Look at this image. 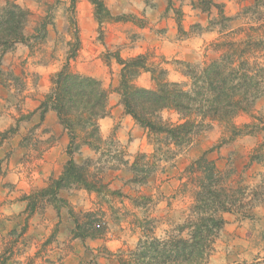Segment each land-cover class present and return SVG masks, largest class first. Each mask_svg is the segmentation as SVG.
Listing matches in <instances>:
<instances>
[{"label":"rangeland","instance_id":"rangeland-1","mask_svg":"<svg viewBox=\"0 0 264 264\" xmlns=\"http://www.w3.org/2000/svg\"><path fill=\"white\" fill-rule=\"evenodd\" d=\"M7 1L30 16L25 43L10 49L0 65V264H118V252L134 248L144 235L161 239L179 235L209 176L201 170L193 174L189 166L208 150L218 171L215 182L234 190L242 207L221 213L225 223L207 264H264V96L251 113L234 118L242 132L235 139L225 125L206 122L188 147L155 146V138L125 118L118 94L121 66L115 59L148 54L155 65H172L171 81L187 82L177 74L184 75L185 66L175 61L202 62L206 46L244 40V29L253 38L264 39V0H206L209 7L201 0H104L115 20H126L102 27L89 0H76L75 16L72 0H0V9ZM224 17L230 21L223 22ZM73 21L81 46L72 69L99 80L109 92L106 118L111 126L102 134L99 121L102 140L95 143L99 149L83 146L75 155L100 191L73 184L59 193L65 204L36 196L25 201L58 179L69 159L67 134L55 112L42 117L41 105L53 91V79L67 61L70 44H75ZM171 44H181V58L165 57ZM253 58L264 64V54ZM144 74L134 83L152 88L151 74ZM117 107L120 111L115 112ZM161 116L178 120L172 111ZM15 201L26 202L30 216L44 213L39 217L47 227L37 238L35 255L23 254V260H16L15 244L19 232L28 227L15 230ZM6 202L14 206L2 211ZM35 202L37 209L31 212ZM47 207L55 214L47 216ZM75 220L81 224L76 234L96 236L75 239Z\"/></svg>","mask_w":264,"mask_h":264},{"label":"trees","instance_id":"trees-1","mask_svg":"<svg viewBox=\"0 0 264 264\" xmlns=\"http://www.w3.org/2000/svg\"><path fill=\"white\" fill-rule=\"evenodd\" d=\"M201 1L204 7H209L206 0ZM89 2L94 7L95 18L101 27L105 22L115 20L104 0ZM6 5L0 9V65L10 49L25 43L23 32L30 16L28 11L10 1ZM210 7L219 9L220 6L210 4ZM205 11L209 12V9ZM71 12L75 16L76 0H72ZM124 20L120 17L115 21ZM227 21L230 19L224 17L223 22ZM178 25L182 27L180 22ZM74 27L75 44H70L67 61L53 79V91L41 105L42 117L50 110L55 112L67 134L69 159L58 179L51 180L45 188L26 196L25 201L31 202L36 196L48 199L53 204H65L59 198V193L73 184H79L87 191H100L89 180L85 169L78 165L75 155L80 153L83 146L99 149L95 143L102 140L99 121L109 114V92L99 80L83 76L72 69V62L77 58L81 46L76 22ZM248 31L243 30L245 39L239 42H212L206 46L200 63L175 61L185 66L186 72L181 75L187 82L171 81L169 70L150 62L148 54L131 59L116 55L115 59L121 66L118 94L126 115L145 129L150 139L155 138V146L188 147L197 133L204 130L206 122L225 125L231 139L240 136L241 128L236 126L234 118L241 113H251L264 96V64L259 63V59L253 61L256 55L264 54V39L253 38ZM163 61L166 62L165 59ZM142 72L151 74L154 83L152 88L134 83V79ZM164 111L176 113L178 120H164L161 116ZM249 127V124L244 126L246 129ZM211 151L204 152L189 166L191 173L201 170L209 176L197 193L190 218L178 229L180 234L164 239L144 235L134 248L118 252V264H207L215 240L225 223L221 213L242 207L234 198V190L215 182L218 171L215 163L208 158ZM56 207L58 210L61 208ZM36 209L35 202L31 212ZM75 224V239L92 237L93 234H76L81 224L78 220H75ZM184 232L186 236H183Z\"/></svg>","mask_w":264,"mask_h":264},{"label":"crops","instance_id":"crops-1","mask_svg":"<svg viewBox=\"0 0 264 264\" xmlns=\"http://www.w3.org/2000/svg\"><path fill=\"white\" fill-rule=\"evenodd\" d=\"M147 1V0H146ZM171 28L172 25L170 26ZM172 45V44H171ZM181 44H177L172 45L173 49L170 48V54L167 52H164L165 57L169 58L172 56V58H176L179 59L181 58L182 55H178L180 52H178V48ZM168 47L167 44H164V48ZM166 47V49H167ZM181 49V47H180ZM165 58V60H169ZM200 61H196L195 63H198ZM166 68L169 70V75L170 72L172 71V65L170 63L165 65ZM149 74V73H146ZM146 74H144L146 76ZM179 75L180 81L185 80V78L180 74L177 73ZM146 88H150V87H146ZM120 111V107H117L115 112ZM114 114V112H113ZM127 120H130L131 117L126 116L125 117ZM100 127H101V133L104 134L105 133V129L104 127H110L111 122L110 120H108V118L102 119L100 122ZM14 206V204H10L9 202H6L4 204H2L1 206V210L4 211L6 208H8L9 206ZM26 207H27V203L26 202H17L15 201V230L18 228L17 226H27L28 229L25 233H20L19 232V241L15 244V251L17 254H19V256L16 257V260H23V254L25 255H35V251H36V243H38L37 238L41 237L42 235H44V231L47 230V227L44 224V220L42 216L44 213H42L41 215H38V213L36 212L35 215H29V213L26 211ZM55 210L52 207H47L46 209V215L47 216H51L52 214H55ZM36 215L38 216L35 220Z\"/></svg>","mask_w":264,"mask_h":264}]
</instances>
